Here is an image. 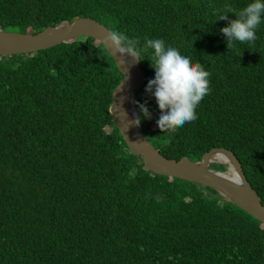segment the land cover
<instances>
[{"label": "trees", "instance_id": "16d2710c", "mask_svg": "<svg viewBox=\"0 0 264 264\" xmlns=\"http://www.w3.org/2000/svg\"><path fill=\"white\" fill-rule=\"evenodd\" d=\"M248 2L0 0V31L36 34L89 17L141 45L158 37L177 47L210 73V91L196 120L161 132L143 53L135 101L151 112L144 135L169 159L232 151L264 205V22L254 42L229 50L219 32L227 21L218 20L225 5ZM122 78L90 37L0 55V264H263L264 224L209 187L148 171L129 152L109 112Z\"/></svg>", "mask_w": 264, "mask_h": 264}, {"label": "water", "instance_id": "95a60500", "mask_svg": "<svg viewBox=\"0 0 264 264\" xmlns=\"http://www.w3.org/2000/svg\"><path fill=\"white\" fill-rule=\"evenodd\" d=\"M107 31L110 29L89 17L78 18L72 22L62 21L57 26L48 27L36 34L0 31V55L8 57L34 53L61 43H73L81 36L96 39L104 46L103 39ZM109 51L107 52L123 76L112 92L109 112L129 152L141 157L144 168L148 171L209 187L264 224V205L247 180L240 161L232 151L225 148H213L203 154L199 161H193L187 157L180 160L169 159L147 140L141 123L139 126L130 124V120H133L137 114L132 101L135 100V92L143 87L145 76L140 68V62H132L128 66L126 62H121L118 54L112 55V50L109 49ZM122 98L123 103H121ZM214 163L225 165L226 171L221 172L210 168V165Z\"/></svg>", "mask_w": 264, "mask_h": 264}, {"label": "clouds", "instance_id": "9594fccd", "mask_svg": "<svg viewBox=\"0 0 264 264\" xmlns=\"http://www.w3.org/2000/svg\"><path fill=\"white\" fill-rule=\"evenodd\" d=\"M225 9L218 20L227 21L226 26L219 29L227 48L231 50L237 43L254 42L257 29L264 22V0H249L239 10L230 5H225ZM229 13L235 19H229ZM103 40L107 51L111 49L112 55L118 54L121 62H126L128 66L132 62L143 61L142 54L150 50V58L147 60L154 70V77L148 80L144 91L154 98L159 109L155 124L161 132L175 131L178 126L198 118L196 110L210 91V73L200 63L192 61L163 38L145 37L141 45L136 38L113 29L107 31ZM132 103L136 105L138 113L130 120V124L139 126L143 119L151 118L147 102L133 100Z\"/></svg>", "mask_w": 264, "mask_h": 264}]
</instances>
